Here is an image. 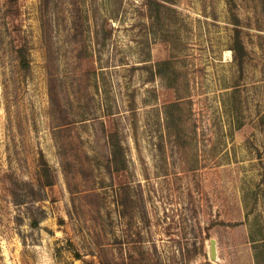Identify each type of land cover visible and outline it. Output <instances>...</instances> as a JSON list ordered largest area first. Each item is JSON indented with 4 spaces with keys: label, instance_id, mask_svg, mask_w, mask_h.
I'll return each instance as SVG.
<instances>
[{
    "label": "rangeland",
    "instance_id": "374dc122",
    "mask_svg": "<svg viewBox=\"0 0 264 264\" xmlns=\"http://www.w3.org/2000/svg\"><path fill=\"white\" fill-rule=\"evenodd\" d=\"M0 264H264V0H0Z\"/></svg>",
    "mask_w": 264,
    "mask_h": 264
},
{
    "label": "water",
    "instance_id": "95a60500",
    "mask_svg": "<svg viewBox=\"0 0 264 264\" xmlns=\"http://www.w3.org/2000/svg\"><path fill=\"white\" fill-rule=\"evenodd\" d=\"M210 253L212 258L218 259V242L216 238L210 239Z\"/></svg>",
    "mask_w": 264,
    "mask_h": 264
}]
</instances>
